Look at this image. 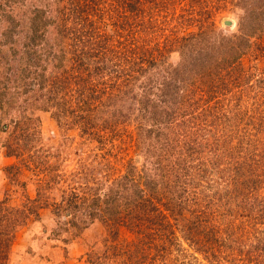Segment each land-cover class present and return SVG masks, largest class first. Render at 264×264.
Segmentation results:
<instances>
[{"label": "rangeland", "instance_id": "374dc122", "mask_svg": "<svg viewBox=\"0 0 264 264\" xmlns=\"http://www.w3.org/2000/svg\"><path fill=\"white\" fill-rule=\"evenodd\" d=\"M21 3L73 54L39 46L65 110L8 84L0 203L28 219L5 264H264V0Z\"/></svg>", "mask_w": 264, "mask_h": 264}, {"label": "trees", "instance_id": "16d2710c", "mask_svg": "<svg viewBox=\"0 0 264 264\" xmlns=\"http://www.w3.org/2000/svg\"><path fill=\"white\" fill-rule=\"evenodd\" d=\"M87 7L89 9V5ZM16 8L18 10L19 5L16 6ZM12 11H14V9H12L11 6L8 7V5L5 4L0 5V21L7 23L0 31V109L5 108V105H8L16 95L21 93V91L12 92L14 89L13 86L11 87V92H9L10 89H8V84L12 83L14 79V81H16V79L22 81L24 78L31 76L28 82L25 83V81H22L23 84H31V81H33V87L36 86L37 90L46 91L43 96L45 102L59 105V107L61 106V108L65 110L70 101L66 97V95L69 94L70 86L65 82L67 77L61 75V72L66 71V68H61L60 65H64L68 54H73V52H68L65 47L61 45L59 26L57 24H50L48 27L47 21L44 18L38 20L35 17H28V14L34 12L42 11L44 13V9L38 8L37 5L30 4L27 6L26 3H21L19 11L24 13V17L16 21L11 16ZM16 25L22 27L15 29ZM90 25H92L91 21ZM23 38L25 39L22 40ZM43 40L45 41L43 42ZM97 41L98 43L101 42L99 39ZM44 43L50 44L49 47L52 49H58L52 57L56 58L53 60L54 62L61 64L55 65L54 67H56V69L51 73H46L45 68L50 59L45 58L43 52H39V46ZM89 43L90 41L88 42V40H86V44ZM126 47L129 46L126 45ZM103 49V52L106 51V48ZM58 56H60L61 59ZM76 58L77 57L73 60H76ZM69 59L71 60L72 57L69 56ZM39 60L41 63L38 62ZM73 77H78V75H74ZM2 79H4L5 83L2 82ZM30 91L33 92L34 89ZM131 179H133V177H131ZM105 195L106 194H98L95 200H99L101 196L104 197ZM106 213L107 211L105 210L100 213L103 222L104 220L110 221V219L106 218ZM35 215H37V212ZM26 219H28V212L17 210L12 215L10 211H7L0 203V264H5L11 241V229L13 227L15 228V225L18 226L21 220L25 223L27 221Z\"/></svg>", "mask_w": 264, "mask_h": 264}]
</instances>
